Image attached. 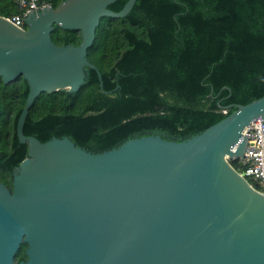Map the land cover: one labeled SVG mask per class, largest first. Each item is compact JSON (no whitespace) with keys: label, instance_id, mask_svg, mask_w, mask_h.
Listing matches in <instances>:
<instances>
[{"label":"water","instance_id":"1","mask_svg":"<svg viewBox=\"0 0 264 264\" xmlns=\"http://www.w3.org/2000/svg\"><path fill=\"white\" fill-rule=\"evenodd\" d=\"M64 0L30 13L26 28L0 16V77L24 78L30 92L17 134L29 156L0 180V264H264V195L230 162L243 130L264 118V96L188 139L132 138L93 152L71 138L42 142L24 132L44 92H77L102 18H124L138 0ZM78 30L82 42L57 44L55 27Z\"/></svg>","mask_w":264,"mask_h":264},{"label":"trees","instance_id":"2","mask_svg":"<svg viewBox=\"0 0 264 264\" xmlns=\"http://www.w3.org/2000/svg\"><path fill=\"white\" fill-rule=\"evenodd\" d=\"M17 11L15 0H0V16ZM52 37L59 45L82 42L80 31L59 26ZM88 58L104 90L89 69L79 91L40 94L25 134L42 142L69 137L98 153L148 135L185 140L224 119L227 106L264 96V0H138L126 17L102 18ZM29 92L24 78L6 84L0 77V180L10 188L29 156L17 134Z\"/></svg>","mask_w":264,"mask_h":264},{"label":"built area","instance_id":"3","mask_svg":"<svg viewBox=\"0 0 264 264\" xmlns=\"http://www.w3.org/2000/svg\"><path fill=\"white\" fill-rule=\"evenodd\" d=\"M15 4L17 13L4 17L23 29L26 28V19L30 13L52 5L49 0H15ZM222 112L227 115L229 109L224 108ZM245 140L247 146L244 155H227L226 159L253 189L264 195V118L254 120L243 130L239 142L232 146V151L236 152Z\"/></svg>","mask_w":264,"mask_h":264}]
</instances>
